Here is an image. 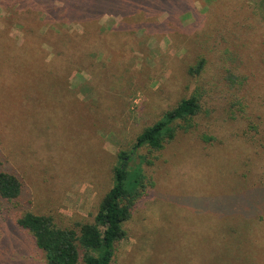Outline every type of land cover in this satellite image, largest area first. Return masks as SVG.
<instances>
[{
	"label": "rangeland",
	"instance_id": "1",
	"mask_svg": "<svg viewBox=\"0 0 264 264\" xmlns=\"http://www.w3.org/2000/svg\"><path fill=\"white\" fill-rule=\"evenodd\" d=\"M21 1L0 0V31L24 53L34 40L22 26L35 29L46 63L64 50L73 94L60 98L29 74L28 83L2 85L0 169L18 174L25 191L20 204L0 203V264H46L32 237L12 230V217L27 210L63 228L93 223L118 152L194 95L202 104L194 127L148 155L153 166L142 163L156 187L124 225L111 264H220L264 247V23L255 4L177 0L128 11L103 4L83 22L54 10L22 13ZM202 57L204 71L191 74ZM95 61L98 90L80 94ZM31 92L45 112L13 107L15 93ZM149 152L140 150L136 163ZM4 237L19 244L6 249Z\"/></svg>",
	"mask_w": 264,
	"mask_h": 264
},
{
	"label": "trees",
	"instance_id": "2",
	"mask_svg": "<svg viewBox=\"0 0 264 264\" xmlns=\"http://www.w3.org/2000/svg\"><path fill=\"white\" fill-rule=\"evenodd\" d=\"M58 0H22V13L36 12L39 9L48 11H59L77 17L81 21L90 22L99 15L103 4L118 7L128 11L133 5L144 6V8H170L177 0H63V5L57 7ZM255 4V8L262 15L264 23V0H249ZM157 3V4H156ZM210 3V1H209ZM22 30L28 37L31 36L34 42L24 53H16L13 46L6 40V34L0 31V94L2 85L5 83L19 81L28 83L29 78L43 79L47 82L49 92H57L60 98L73 94L65 72L67 69L68 56L65 52H55L54 59L46 63L44 58L38 54L35 44V29L22 26ZM33 45V46H32ZM98 58V57H97ZM96 59V58H95ZM48 62V61H47ZM51 62V63H50ZM206 59L200 58L197 64L190 69L191 74H200L206 67ZM60 64L61 67H60ZM32 66L30 71L23 66ZM99 63L93 62L88 67L91 78L85 82H80L79 93L82 91L93 92L98 89L100 78L97 75ZM32 73V74H31ZM29 77L26 78V75ZM97 82V88H96ZM42 97V96H41ZM16 111L21 107L25 110H33L43 113L38 108L44 99L31 92L27 96L15 93ZM4 103V97H0ZM86 101V100H85ZM64 105L67 102L64 101ZM12 107V108H13ZM22 110V109H21ZM24 110V111H25ZM202 111L201 98L192 96L181 100L176 107L166 111L163 116L154 124L145 127L135 138L129 150H121L117 154L118 163L113 168V186L101 200L95 220L93 223H78L74 228H63L57 225L55 219L48 215H38L25 210L20 216H13L12 230L29 234L36 247L45 254L46 264H79L81 259L85 264H111L115 244L127 237L124 225L129 222L137 205L147 198L150 191L155 189L156 183L152 175L146 173L143 164L153 166L154 163L148 160V155L153 152H160L167 144L175 141L179 130L184 133L189 132L194 127V119ZM148 149L150 152L142 156V162L136 163V156L140 150ZM135 162V163H134ZM135 165H134V164ZM25 191V184L18 174L12 171L0 169V203L13 205L20 204ZM24 208V206L22 205ZM22 211V210H20ZM7 222V218L3 219ZM10 221V220H9ZM9 221L7 224H9ZM2 229L5 226L1 224ZM9 227V226H8ZM6 237L3 238L5 242ZM5 242V248L13 250L19 244L14 245ZM263 252L260 253V249ZM253 252L245 256L233 253L232 256L221 261L220 264H247L248 261L254 264H264V247L253 248Z\"/></svg>",
	"mask_w": 264,
	"mask_h": 264
}]
</instances>
